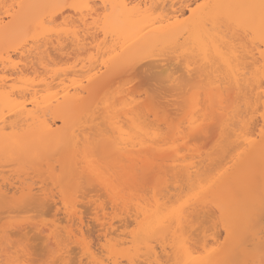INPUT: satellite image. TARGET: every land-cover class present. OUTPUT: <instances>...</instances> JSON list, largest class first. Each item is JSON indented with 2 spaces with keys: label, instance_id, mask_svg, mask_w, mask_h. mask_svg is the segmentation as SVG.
Wrapping results in <instances>:
<instances>
[{
  "label": "snow or ice",
  "instance_id": "obj_1",
  "mask_svg": "<svg viewBox=\"0 0 264 264\" xmlns=\"http://www.w3.org/2000/svg\"><path fill=\"white\" fill-rule=\"evenodd\" d=\"M50 7L0 76V264H264V0H191L175 18L133 0ZM158 29L173 36L163 48L132 39ZM48 41L85 62L78 119L54 149L25 151L20 118L41 103L30 86L55 66ZM115 151L133 163L113 169ZM197 155L214 162L193 177Z\"/></svg>",
  "mask_w": 264,
  "mask_h": 264
},
{
  "label": "bare ground",
  "instance_id": "obj_2",
  "mask_svg": "<svg viewBox=\"0 0 264 264\" xmlns=\"http://www.w3.org/2000/svg\"><path fill=\"white\" fill-rule=\"evenodd\" d=\"M63 2H65V0H0V76L5 74L7 56L9 55L8 49L14 48L17 44L22 43L28 36H31L39 19L51 16L54 11H57L50 7L51 5ZM109 2L124 3L127 2V0H109ZM133 2L152 5L157 17L175 18L173 16V10L176 9V11L179 12V5L182 2H191V0H133ZM214 2L223 4H242L251 2V0H214ZM164 23L167 24V19L164 20ZM132 39L138 40V46L140 47L163 48L173 40V36L166 29H158L157 31L148 32L147 34H140L138 31L133 30ZM62 46L65 48L68 47L64 45L62 41H57L55 43L52 41L46 42V54L51 56L55 66L50 69H44L47 73L45 83L41 84L37 81L30 86L28 99H32L33 96H39L41 103L36 115L29 116V114L25 112L20 118L21 140L24 142L25 151L36 147L54 149L58 142L66 135H71L72 125L78 119V113L74 103V98L76 96L75 84H78L80 81L78 73L85 70V62L79 57L62 54L60 52ZM11 56L15 59H19L15 51L11 52ZM25 59L28 61L29 65H31L32 58L25 57ZM78 59L80 60L79 65L76 63ZM60 66H63V70L57 71L56 68ZM8 71L11 72L13 69L9 68ZM27 71L33 72V75L35 74L34 69L31 67H29ZM25 74L27 75V72ZM140 91H144V88L137 89L138 94ZM173 105L175 104H172V107L170 105V107L176 112V106L173 107ZM28 107H31V105ZM172 110L170 109V111ZM149 115L155 120V113L151 110L150 106L146 104L143 108V116L147 117ZM15 147L16 145L11 142L7 144L9 150ZM5 148V142L0 139V160H2L4 156ZM60 155L62 156L63 152H61ZM122 158L129 160L130 164L133 163L129 157L120 151H115L107 163L110 164L113 169H116L120 167V160ZM198 158L199 156H197V159ZM259 158V145H257L251 155V160L256 167H258ZM207 161L206 163V159L204 160L206 166L207 164L209 165L211 159ZM53 162H55V157L53 158ZM201 162L200 160L197 161L199 164ZM212 162L213 160L210 164ZM204 163H201L202 168L199 167L201 164H198V167L202 170L199 168L197 169L203 171L205 167ZM1 168L3 169V167ZM197 169L193 171V177H196L199 171ZM258 171L259 167L257 173ZM1 173L3 174L2 171ZM0 180L1 182L3 181V176H1ZM173 185H175V183H173ZM163 193L164 192H162L161 195H163ZM234 193L237 198L235 208L239 211L242 209L248 193L239 185L235 186ZM164 194V196H166L165 198H167L172 196L168 194L173 193L167 192V194ZM1 249L0 258H3Z\"/></svg>",
  "mask_w": 264,
  "mask_h": 264
},
{
  "label": "rangeland",
  "instance_id": "obj_3",
  "mask_svg": "<svg viewBox=\"0 0 264 264\" xmlns=\"http://www.w3.org/2000/svg\"><path fill=\"white\" fill-rule=\"evenodd\" d=\"M171 107H172V105H171ZM171 107H170V109L172 110ZM173 107H175V105H173ZM173 109H174V108H173ZM175 109H176V107H175ZM174 111H175V110H172L171 112H174ZM176 111H177V110H176ZM174 113H176V112H174ZM174 113H173V114H174ZM197 156H198V155H197ZM199 160H200V158L197 159V161H199ZM204 160H205V159H204ZM204 160L201 162L202 164L204 163ZM207 160H208V159H206V163L208 162ZM209 160H210V159H209ZM211 161H212V160H211ZM211 161H210V162H211ZM210 162H209V165L207 164V166H206L205 163H204V165H205L204 169L207 168L208 166H210L214 161H213L211 164H210ZM201 163H200V164H201ZM198 164H199V163H198ZM200 164H199V165H200ZM202 164H201V166H199V167L202 168ZM1 167H2V166H1ZM1 167H0V173H1V171L3 172V169H2ZM199 167H198V168H199ZM258 167H259V163H258ZM258 167H256L257 170H258ZM199 169H200V168H199ZM199 169H197V170H199ZM204 169H203V170H204ZM200 170H202V169H200ZM200 170H199V171H200ZM1 176H3L2 173L0 174V179H1ZM0 183H2L1 180H0ZM173 186L175 187V185H173ZM164 193L167 194V192H164ZM164 193H163L162 196L165 195ZM168 193H169V192H168ZM170 193H172V192H170ZM161 194H162V192H161ZM168 195H173V194H168ZM168 195H167V196H168ZM165 197H166V196H165ZM0 247H1V246H0ZM1 248H2V247H1ZM1 248H0V249H1ZM1 250H2V249H1ZM257 254H258V253H257ZM257 256H258V255H257ZM257 258H259V257H257Z\"/></svg>",
  "mask_w": 264,
  "mask_h": 264
}]
</instances>
